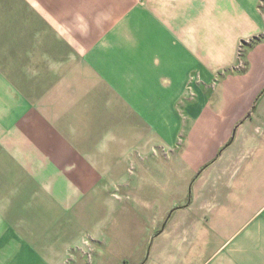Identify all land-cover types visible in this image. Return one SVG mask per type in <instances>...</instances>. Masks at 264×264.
<instances>
[{"label": "crops", "instance_id": "obj_1", "mask_svg": "<svg viewBox=\"0 0 264 264\" xmlns=\"http://www.w3.org/2000/svg\"><path fill=\"white\" fill-rule=\"evenodd\" d=\"M89 195L95 264H264V0H0L13 264L65 263L37 212Z\"/></svg>", "mask_w": 264, "mask_h": 264}, {"label": "rangeland", "instance_id": "obj_2", "mask_svg": "<svg viewBox=\"0 0 264 264\" xmlns=\"http://www.w3.org/2000/svg\"><path fill=\"white\" fill-rule=\"evenodd\" d=\"M111 156V155H110ZM108 155L103 156V159H109ZM75 159V156L72 157V160ZM69 161H71L69 157ZM91 192V191H86ZM85 195V194H84ZM29 201L23 200H0V264H13L14 257L16 256L19 247L22 245L18 238V233H23L25 230L24 222L21 221L23 216L18 215L22 211H26L27 204ZM31 202V201H30ZM91 196L85 197L83 199L79 198L74 203L69 205L66 209H60L56 213V218L50 219L47 216V213L44 211H38L36 215V228L37 232L41 234L44 241L36 244V249L44 258L47 253L52 252L47 245V239L51 235L54 238L59 239L60 234L63 236L67 235L68 243V259L63 264H95L92 260L95 251L90 247V240L87 239L83 242V245L76 244L74 237V232L76 230L77 218L81 216L82 210L90 207ZM49 215V214H48ZM19 221V223H18ZM52 221V222H51ZM52 226V231L50 227ZM72 232V233H71ZM37 233V237L41 240V236ZM36 237V238H37ZM54 244H60V240L54 241ZM70 245L72 247H70ZM56 251H59L60 248H55ZM79 252L80 257L75 258V253ZM107 252V250H106ZM124 252V248L119 249L116 253L112 251V254L119 255ZM105 255H108L106 253ZM60 257L58 258V260ZM74 259V260H73ZM72 260V261H71ZM57 264H60L57 263Z\"/></svg>", "mask_w": 264, "mask_h": 264}]
</instances>
